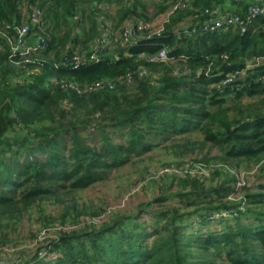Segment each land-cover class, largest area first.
Wrapping results in <instances>:
<instances>
[{
    "label": "trees",
    "instance_id": "obj_1",
    "mask_svg": "<svg viewBox=\"0 0 264 264\" xmlns=\"http://www.w3.org/2000/svg\"><path fill=\"white\" fill-rule=\"evenodd\" d=\"M175 1L156 0L148 18L143 0H0L4 264H264V15L244 32L231 26L175 34L202 26L206 9L245 20L248 7L263 0H233L236 7L221 13L215 8L225 0H190L170 14ZM35 9L41 26L29 22L25 42L42 34L48 46L16 66L19 56L9 58L14 26L27 23ZM161 14L160 35L122 44L126 22L148 26L147 35L160 27L151 25ZM108 24L111 42L100 44L98 60H90L94 40ZM161 46L172 61L147 62ZM76 50L84 65L59 66L65 52ZM140 53L146 55L137 61ZM142 67L150 71L146 78L136 75ZM128 72L132 84L105 86ZM98 82L102 86L83 93L70 86L82 92ZM196 133L197 139L187 137ZM161 146L176 147L178 157L213 148L217 153L194 158L209 170L204 179L165 174L153 181L155 197L133 214L80 207L74 200L133 156ZM252 167L240 195L238 172ZM48 202L60 205L62 214L47 213ZM33 209L44 235L51 230L54 239H37L30 256L21 250L16 259L5 257L2 247L16 243L14 235ZM97 218L105 220L88 223Z\"/></svg>",
    "mask_w": 264,
    "mask_h": 264
},
{
    "label": "rangeland",
    "instance_id": "obj_2",
    "mask_svg": "<svg viewBox=\"0 0 264 264\" xmlns=\"http://www.w3.org/2000/svg\"><path fill=\"white\" fill-rule=\"evenodd\" d=\"M146 5V12L149 14V16L147 17L151 18V15L155 12L154 5L153 3L150 4V1H148ZM148 8L150 12H148ZM161 22L162 19L158 20L157 24H155L153 28L156 29L158 26H160ZM132 83L133 81L129 84L124 85L127 86ZM187 137L191 139H197L200 136L196 133L193 136L190 135ZM177 153L178 149L174 146H169L168 148L161 146L154 147L151 151L145 154L133 156L130 162L110 172L106 180L97 182L91 187H88L85 190L75 194L74 200L77 201L80 207L87 205L90 208L109 211V213L128 212L129 214H133L135 213L140 203L147 202L149 199L155 197L157 189L153 181H157L162 178L157 177L150 179L143 185L141 191L131 193L132 187L136 185L140 179H142L143 175L147 174L145 172L147 169H154L153 172H155L164 167H169L180 170L179 174L174 175L176 177L184 176L186 173L190 172L192 174L195 173L194 175H190V177H199L200 179H204V176L209 170L205 169L206 174H203V163L193 160H195V157H201L202 153L207 155H215L217 151L214 148L207 149L203 150L202 152L199 151L197 154H188L185 157H178ZM180 162L181 164H177ZM253 170H255V167L242 169L238 172V174H240L242 171H245L249 173L247 175L248 179H252L253 177H251L250 175L254 173ZM251 190L254 191L256 190V188L253 187L251 188ZM242 191V189H238V193L240 195H242ZM46 206L47 213H51L55 216H59L62 214L63 208L60 207V205L53 206V204L48 202ZM30 213L32 214V216L28 217L29 214L26 215L21 227L19 228V231L14 235L16 243L11 242L6 247H2L6 248V250H3V253H6L5 257H12L13 259H16L17 256L20 255L17 254V252L21 250H23L20 252L21 254L25 256L26 253V255L28 254L30 256L28 252H32L33 250L28 249L30 248L29 246L34 245V242H36L37 239H40V237L43 236V232H45V230H43L41 225L42 218L37 215L35 209H33ZM143 218L146 217L143 216ZM98 225L99 224H97L96 226ZM30 233L32 234V238L34 239L33 241L29 239ZM48 233L49 234H46V238H49V240H53L54 234L52 233V231L49 230ZM25 250L27 252H25Z\"/></svg>",
    "mask_w": 264,
    "mask_h": 264
},
{
    "label": "built area",
    "instance_id": "obj_3",
    "mask_svg": "<svg viewBox=\"0 0 264 264\" xmlns=\"http://www.w3.org/2000/svg\"><path fill=\"white\" fill-rule=\"evenodd\" d=\"M190 0H176L175 3L172 5L170 14L175 12L176 10L185 9L188 7ZM205 13L207 14V19L203 22V25L200 27L194 26L192 28L185 27L183 29H177L175 30V34L179 35L181 33L185 35H192L193 33L197 32L198 30H202V32H214L218 29H227L231 26H238L242 32L246 30V26L256 18L257 16L264 15V0L260 2V4L257 5H251L248 7L245 20L242 19L239 15L236 14H220V15H213L210 10L206 9ZM41 12L38 9H35L33 12L28 15V22H23L20 25L14 26V32L15 36L12 37L13 41L9 42V58L13 59L16 56H19V62L14 63L16 66H20L22 63H26L29 61L30 58H36L37 56H40L44 49L48 46V39L40 34V36L37 37L34 43L29 44L26 43V36L29 35L30 30V23L32 24H38V19H40ZM167 20V19H166ZM40 27L41 25L38 24ZM148 26L139 23L137 21H128L124 24L122 31L120 33V39L122 40V44H126L127 46H134L140 39H149L150 37L154 35H160L162 33L163 27L160 26L157 28V30L148 32L147 35L144 34V30ZM106 28V29H105ZM110 25L108 24L104 29L101 31V34L98 38L94 40V45L92 48V53L90 55V60L97 61L98 60V51H99V45L105 44L108 45L111 42L109 32H110ZM1 36H3L1 34ZM145 53H140L137 55V61L144 60ZM172 57L169 56L167 48L165 46H161L154 54H150V56L147 58V62L149 63H159V62H168L172 61ZM264 59V58H263ZM262 61V59H256L255 63L259 64ZM15 62V61H13ZM86 62L85 56L82 53H79L77 50L73 52H65L63 58L59 61L61 67H70L73 70L79 69L82 65H84ZM150 74V71H148L146 68L142 67L138 70L136 73L138 78H146ZM133 72H128L125 76L118 78L117 82L118 84H114L112 82H106L105 86L108 87V89L112 90L117 85L121 86L124 84H129L133 81ZM232 80L231 77H227L224 81L225 83H229ZM54 83L58 84V81L54 79ZM70 86L75 89L79 93L87 92L88 90L92 89V87H100L102 86L101 82L96 83L94 86L87 87L84 91L78 90L77 86L71 85ZM154 169H150L147 174L143 175L142 179L138 181L136 185H134L131 189V193H135L138 191H141L143 188V185L150 179L160 177L165 174H171L176 175L180 173V170H176L169 167H164L160 170H157L153 172ZM256 170V168H255ZM253 170V171H255ZM202 173L206 174V170L203 168L202 165ZM194 175L195 173H186L185 175ZM249 173L242 171L240 174H238L237 179V190L241 189L244 182L248 178ZM241 177V178H240ZM242 179V180H241ZM221 214L226 215L225 212H222ZM216 216H213L214 218ZM105 218H97L93 220H89L88 223L93 222L95 224H100ZM44 233V232H43ZM42 233V234H43ZM43 236H46V234ZM0 264H4V260L0 259Z\"/></svg>",
    "mask_w": 264,
    "mask_h": 264
},
{
    "label": "crops",
    "instance_id": "obj_4",
    "mask_svg": "<svg viewBox=\"0 0 264 264\" xmlns=\"http://www.w3.org/2000/svg\"><path fill=\"white\" fill-rule=\"evenodd\" d=\"M144 1V0H143ZM148 1H150V4L151 3H153V2H156V0H145V2L147 3ZM248 1V0H247ZM256 1H259V0H255V2ZM262 1V0H261ZM220 6V8H222V9H217V8H215V11H218V12H220V10L222 11V12H229V9L231 8V9H233L234 7H236V4L234 5V3H233V0H225L223 3H222V5H219ZM229 8V9H228ZM148 12H150L149 11V8H148ZM221 13V12H220ZM221 14H224V13H221ZM160 19H162V22H163V20H164V14H161V15H158L157 17H155L153 20H152V22L154 23V24H157V22H158V20H160ZM161 22V23H162ZM152 27H154V25H151Z\"/></svg>",
    "mask_w": 264,
    "mask_h": 264
}]
</instances>
